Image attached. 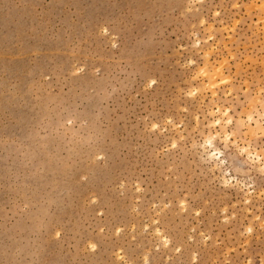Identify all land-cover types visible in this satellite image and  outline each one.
Segmentation results:
<instances>
[{
	"label": "rangeland",
	"instance_id": "rangeland-1",
	"mask_svg": "<svg viewBox=\"0 0 264 264\" xmlns=\"http://www.w3.org/2000/svg\"><path fill=\"white\" fill-rule=\"evenodd\" d=\"M263 114L264 0H0V264H264Z\"/></svg>",
	"mask_w": 264,
	"mask_h": 264
},
{
	"label": "bare ground",
	"instance_id": "bare-ground-1",
	"mask_svg": "<svg viewBox=\"0 0 264 264\" xmlns=\"http://www.w3.org/2000/svg\"><path fill=\"white\" fill-rule=\"evenodd\" d=\"M209 83L210 84H213V82L210 80L209 81ZM262 118H263V120H264V114H263V116H262ZM248 120H251V121H254V118H253V116H251V115H248ZM254 124L257 126V128L258 127H260V126H258V122L257 121H254ZM262 128V127H261ZM225 140H229V134L228 135H226V138H225ZM211 141L212 140H210L209 142L211 143ZM212 144V143H211ZM210 144V145H211ZM211 147H213V145L211 146ZM217 149V148H216ZM214 147H213V153H211V154H209V156L212 158V159H218V161H219V158L217 157L218 155L220 156V151L219 150H216ZM245 150H246V148H245ZM251 153H253V152H251ZM247 155H248V157L250 156V153H247ZM252 155V154H251ZM209 157V158H210ZM254 157V156H253ZM255 159H256V163H257V165L259 166V167H261V163H263V165H264V158L263 157H261V155L260 156H258V155H256L255 154V157H254ZM215 163V162H214ZM255 163V164H256ZM262 170V169H261ZM262 172V171H261ZM263 173V172H262ZM225 183H227L226 181H225ZM231 185V184H230ZM245 202L246 203H249L250 202V198H249V196H246L245 197ZM245 203V204H246ZM247 205V204H246Z\"/></svg>",
	"mask_w": 264,
	"mask_h": 264
}]
</instances>
